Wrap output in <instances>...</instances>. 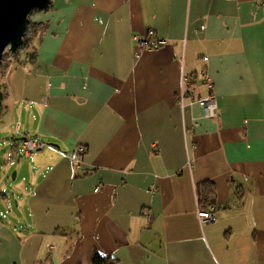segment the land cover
<instances>
[{
	"label": "crops",
	"instance_id": "1",
	"mask_svg": "<svg viewBox=\"0 0 264 264\" xmlns=\"http://www.w3.org/2000/svg\"><path fill=\"white\" fill-rule=\"evenodd\" d=\"M35 20L30 58L0 85V132L46 147L14 170L27 223L0 220V264H93L95 252L116 264H264V10L51 0ZM150 30L167 44L137 53ZM204 70L216 119L177 101L183 77L206 95ZM204 183L216 213L201 225Z\"/></svg>",
	"mask_w": 264,
	"mask_h": 264
},
{
	"label": "built area",
	"instance_id": "2",
	"mask_svg": "<svg viewBox=\"0 0 264 264\" xmlns=\"http://www.w3.org/2000/svg\"><path fill=\"white\" fill-rule=\"evenodd\" d=\"M254 3L264 10V0H254ZM137 42V53H140L142 50H156L167 44L166 40L160 39L152 30H150L143 38L137 39ZM203 81L206 87V95L197 98L192 90V80L188 77H183L182 87L177 97L178 104L183 111L189 105L198 104L203 109L206 118L216 119L220 115L219 106L214 94L213 84L209 75L206 73V70L203 71ZM45 147L46 145L43 142H37L31 139L24 140L20 146L16 144L12 145L11 151L7 153V165L14 166L17 156H31L35 153L44 151ZM85 154V147L80 146L70 154V159L75 164H81ZM6 213H10V209ZM215 213L216 208L214 206H209L207 209H204L200 202L197 203V217L201 225L213 223L215 221ZM145 214L147 217H150L149 213Z\"/></svg>",
	"mask_w": 264,
	"mask_h": 264
},
{
	"label": "rangeland",
	"instance_id": "3",
	"mask_svg": "<svg viewBox=\"0 0 264 264\" xmlns=\"http://www.w3.org/2000/svg\"><path fill=\"white\" fill-rule=\"evenodd\" d=\"M39 11H34L29 16V24L27 27L26 34L24 36V44L18 49L16 53H13L8 48L2 60L0 61V85L4 79L9 67L16 62L20 61L23 57L30 58L31 54L29 51H33L34 45L43 31V26L36 22L37 14ZM5 132H0V219H3L7 223H19L25 225L27 223L26 211L19 209L16 204V189L22 182V177H18L15 181L12 180V174L16 170L21 161H27L22 155L16 157L15 165H7V153L11 151L13 145V139ZM36 154V153H35ZM5 194L7 199L3 200L2 195ZM10 209V213H6Z\"/></svg>",
	"mask_w": 264,
	"mask_h": 264
},
{
	"label": "water",
	"instance_id": "4",
	"mask_svg": "<svg viewBox=\"0 0 264 264\" xmlns=\"http://www.w3.org/2000/svg\"><path fill=\"white\" fill-rule=\"evenodd\" d=\"M50 5L51 0H0V61L8 48L16 53L23 45L31 13L46 11Z\"/></svg>",
	"mask_w": 264,
	"mask_h": 264
},
{
	"label": "trees",
	"instance_id": "5",
	"mask_svg": "<svg viewBox=\"0 0 264 264\" xmlns=\"http://www.w3.org/2000/svg\"><path fill=\"white\" fill-rule=\"evenodd\" d=\"M5 98H6V93L1 89L0 86V119L4 111ZM198 193H199V202L204 209H207L209 206L215 207L216 190L212 184L204 183L199 188ZM92 262L93 264H116V261L113 260L111 257H105L97 252L94 253L92 257Z\"/></svg>",
	"mask_w": 264,
	"mask_h": 264
}]
</instances>
